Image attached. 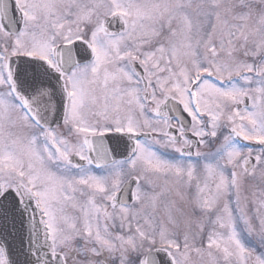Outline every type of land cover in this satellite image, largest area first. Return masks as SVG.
I'll return each mask as SVG.
<instances>
[{"label":"snow or ice","instance_id":"6c2138e0","mask_svg":"<svg viewBox=\"0 0 264 264\" xmlns=\"http://www.w3.org/2000/svg\"><path fill=\"white\" fill-rule=\"evenodd\" d=\"M0 264H264V0H0Z\"/></svg>","mask_w":264,"mask_h":264}]
</instances>
